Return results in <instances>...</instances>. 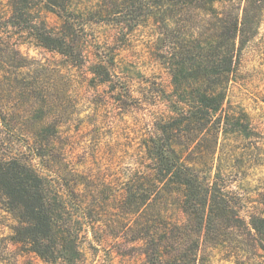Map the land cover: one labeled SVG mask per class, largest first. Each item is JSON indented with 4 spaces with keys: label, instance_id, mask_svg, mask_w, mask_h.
I'll return each instance as SVG.
<instances>
[{
    "label": "trees",
    "instance_id": "trees-1",
    "mask_svg": "<svg viewBox=\"0 0 264 264\" xmlns=\"http://www.w3.org/2000/svg\"><path fill=\"white\" fill-rule=\"evenodd\" d=\"M35 1L0 3V201L13 216L12 242L44 264H85L80 228L104 224L110 229L97 243L108 250L107 264H214L216 256L264 264V214L245 213L238 188L255 156V146L240 145L252 121L230 99L243 50L262 25L264 0H41L52 25L36 15ZM102 23L124 40L144 29L150 57L170 85L146 79L140 91L144 105L152 96L163 107L146 122L135 168L122 193H113V213L90 203L75 216L25 154L52 161L47 147L62 121L53 116L68 110L73 84L67 68L85 69L84 37ZM17 36L60 61L27 63ZM94 49L87 70L95 90L113 80L118 57L113 45ZM114 102L131 110V89Z\"/></svg>",
    "mask_w": 264,
    "mask_h": 264
},
{
    "label": "rangeland",
    "instance_id": "rangeland-1",
    "mask_svg": "<svg viewBox=\"0 0 264 264\" xmlns=\"http://www.w3.org/2000/svg\"><path fill=\"white\" fill-rule=\"evenodd\" d=\"M5 1L0 0V3ZM83 1L93 6L97 0ZM35 2L39 3L36 15L45 18L51 25L56 23L54 15L44 11L42 1ZM122 37L116 33L115 27L105 23L95 24L89 29L87 37H84L89 50L84 59L87 65L81 72L67 68L68 79L73 81L69 87V99H64L68 110L58 117L53 116L62 121L58 128H53L58 135L57 142L47 147L52 161L47 156L34 157L30 151L25 154L27 159H32L31 164L45 182L59 191L75 216L90 203L97 210L113 213V193H122L125 176L135 168L138 141L146 130V122L154 111L163 107L159 99L152 96L148 98L150 104L144 105L139 100L140 91L146 85V79L170 85L167 71L150 57L145 30L138 28L125 40ZM21 39L17 36L15 43L21 45L22 52L28 57H25L27 63L60 61L58 56L46 49L21 44ZM105 43L116 47L118 69L113 72V80L109 84L94 90L92 73L87 70V66L91 65L88 64L91 61L89 57L94 58V48L103 47ZM238 70L240 76L233 83L230 99L249 114L253 128L250 137L243 139L240 145L256 147L255 156L247 172H244L247 178L238 182V188L247 198L244 200V212L264 214V19L257 37L243 50ZM100 80L95 79V83ZM128 87L134 96V107L131 110L120 109L114 97L119 91L123 95L128 93ZM59 160L63 161L64 167L54 166L53 163H59ZM3 207L0 201V264H44L36 254L29 253L27 246L12 242L10 226L13 216ZM97 227L96 232L86 224L80 228L79 240L85 253V264H107L108 250L97 241L110 228L107 229L104 224ZM104 228L107 230L103 231ZM214 264L247 263L216 256Z\"/></svg>",
    "mask_w": 264,
    "mask_h": 264
}]
</instances>
